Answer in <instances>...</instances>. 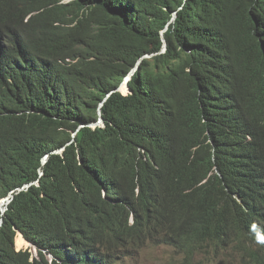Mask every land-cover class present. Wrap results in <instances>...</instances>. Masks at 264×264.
I'll list each match as a JSON object with an SVG mask.
<instances>
[{"label":"trees","instance_id":"1","mask_svg":"<svg viewBox=\"0 0 264 264\" xmlns=\"http://www.w3.org/2000/svg\"><path fill=\"white\" fill-rule=\"evenodd\" d=\"M9 195L0 264H264V0H0Z\"/></svg>","mask_w":264,"mask_h":264},{"label":"rangeland","instance_id":"2","mask_svg":"<svg viewBox=\"0 0 264 264\" xmlns=\"http://www.w3.org/2000/svg\"><path fill=\"white\" fill-rule=\"evenodd\" d=\"M149 58V57H146ZM123 94H128L127 91L123 92ZM17 237V236H16ZM16 242V240H15ZM15 248L17 251L20 250H29L33 255H35L34 248L27 243V245H23L21 247H17L15 244ZM185 255L181 251H177L174 248L160 246V247H147L134 258L127 261L128 264H184L185 263ZM203 259V261L201 260ZM194 264H243L241 257L237 256L232 250H226L222 253L211 254L209 260H204L203 254H195L193 256Z\"/></svg>","mask_w":264,"mask_h":264},{"label":"water","instance_id":"3","mask_svg":"<svg viewBox=\"0 0 264 264\" xmlns=\"http://www.w3.org/2000/svg\"><path fill=\"white\" fill-rule=\"evenodd\" d=\"M134 71H135V69L129 74V76L127 77L128 79L125 80V81H123V83L120 85V87L117 89V91H120V88L121 87H125V90L127 91V93H129V89H128V86H127V82L130 80V78L133 75ZM100 122L102 123V119L100 121H98V123L94 124V126L98 125ZM11 199H12V195H9L7 198H5L3 200H0V202H2V205H8L10 203ZM0 210H1V214L3 215L4 212L6 211V207L0 206ZM1 224H2V219H0V225ZM17 234L22 236V234L20 232H18Z\"/></svg>","mask_w":264,"mask_h":264},{"label":"clouds","instance_id":"4","mask_svg":"<svg viewBox=\"0 0 264 264\" xmlns=\"http://www.w3.org/2000/svg\"><path fill=\"white\" fill-rule=\"evenodd\" d=\"M146 57H149V56H146ZM138 64H139V63H138ZM138 64H137V66H138ZM137 66L134 68L135 70H136ZM134 69H133V70H134ZM134 72H135V71H134ZM133 74H134V73H133ZM128 76H129V75H128ZM127 79H128V78L126 77L125 80H127ZM125 80H124V81H125ZM2 200H3V199H2ZM6 206H7V205H4V207H6ZM17 235H18V234H17ZM23 239H24V238H23ZM148 247H150V246H148ZM152 247H160V246H152ZM166 247H170V246H166ZM146 248H147V247H146ZM171 248H172V247H171ZM144 249H145V248H144ZM144 249H143V250H144ZM229 249L231 250V248H229ZM229 249H227V250H229ZM175 250H176V249H175ZM140 252H141V251H140ZM233 252H234V251H233ZM221 253H222V252H221ZM234 253H235L237 256H240V257H241V260H242V263L245 264V259L243 258V256H242L241 254L236 253V252H234ZM137 254H138V253H137ZM137 254H136V255H137ZM132 258H134V257H132ZM132 258L126 259V260H125V264H128L127 261L130 260V259H132Z\"/></svg>","mask_w":264,"mask_h":264},{"label":"bare ground","instance_id":"5","mask_svg":"<svg viewBox=\"0 0 264 264\" xmlns=\"http://www.w3.org/2000/svg\"><path fill=\"white\" fill-rule=\"evenodd\" d=\"M30 10V9H29Z\"/></svg>","mask_w":264,"mask_h":264}]
</instances>
